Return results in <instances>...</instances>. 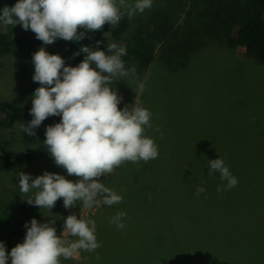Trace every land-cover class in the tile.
Instances as JSON below:
<instances>
[{"label": "rangeland", "instance_id": "obj_1", "mask_svg": "<svg viewBox=\"0 0 264 264\" xmlns=\"http://www.w3.org/2000/svg\"><path fill=\"white\" fill-rule=\"evenodd\" d=\"M126 3L134 5L135 0ZM180 3V0H152L151 8L135 12L118 39L111 40L106 33L98 48L107 52L108 43L122 46L123 40H135L145 27L161 39L164 38L161 31L166 27L179 29L178 35L187 28L190 35L192 20L185 16L190 2L186 0L184 7ZM197 37L200 44L187 60L175 65L179 66L176 70L163 66L159 58L160 41L154 40L153 61L146 70L126 48L127 54L121 59L128 75L113 77L110 87L122 97L119 108L125 105L131 108L138 100L150 110L152 127H146L145 134L155 140L159 155L148 162L126 161L118 173L128 177L136 173V184L144 183L154 192L149 194L154 197L151 206L165 203L173 221L183 222L187 230L198 226L202 247L210 244V249L201 255L204 264H264V62L250 57L243 47H228L221 36L205 38L197 34ZM40 47L61 55L66 65L79 64L70 59L66 50L53 44L30 47L24 57L17 53L0 55L1 101L17 105L32 102V55ZM59 121L41 126L37 143L44 144L46 127ZM27 148L14 127L0 130V156L15 159ZM218 156L238 180L235 187L220 192L218 185L227 182L220 179L219 172L208 175V161ZM143 164L147 165L146 170ZM20 171L32 177L49 171L69 180L79 179L57 166L47 148L46 156L31 165L0 171V205L14 204L16 193L34 199L38 189L29 193L20 191L17 176ZM112 174H106L107 178L109 175L113 178ZM106 176L102 175L100 182ZM198 187L205 191L197 195ZM157 192L161 194L157 196ZM101 199L91 207L78 201L66 209L61 198L51 210L40 208L32 218L40 223L55 219L57 234L76 240L78 237L63 232L64 219L76 214L78 218L95 221L90 215L100 209ZM166 212L164 216L168 219ZM25 236L26 233L18 243ZM189 243L185 248L191 250ZM60 264L85 263L78 251L69 259L61 257Z\"/></svg>", "mask_w": 264, "mask_h": 264}, {"label": "clouds", "instance_id": "obj_2", "mask_svg": "<svg viewBox=\"0 0 264 264\" xmlns=\"http://www.w3.org/2000/svg\"><path fill=\"white\" fill-rule=\"evenodd\" d=\"M17 0L5 6L0 14V22L5 25L20 24L24 30H31L44 45L57 39L80 41L86 32L103 29L105 24L116 26L125 10L129 18L136 11L143 13L151 8L152 0H135L134 5L126 0ZM84 31H78V29ZM100 44V41H97ZM86 53L76 66L66 65L59 54L49 53L40 47L32 55L34 82L39 83L32 95L28 125H20L23 132L35 136V129L49 116H60L58 123L45 129L44 144L57 166L66 169L67 179L56 172L45 171L32 177L20 171L19 188L23 193L38 189L34 199L26 200L29 205L51 210L58 199H63L66 209L79 201L84 207H91L102 198L107 206L123 200L114 190L100 182L102 175L113 173L126 161L148 162L158 158V145L145 134L151 128L152 113L135 100L131 108H119L122 97L110 87L113 77L124 78L128 70L122 56L126 48L116 43L107 44V52L84 45L74 55ZM142 87V86H141ZM159 131V129H157ZM208 175L219 172L226 185H218L217 191L235 187L238 180L219 156L208 161ZM203 187L196 194L204 192ZM126 216L123 211L110 219L118 228ZM55 219L40 223L32 218L30 226L26 222V236L8 253L0 241V264H60V258L69 259L79 250L94 251L101 247L98 243L94 220L70 214L64 219L63 232L76 240L62 238L54 227Z\"/></svg>", "mask_w": 264, "mask_h": 264}, {"label": "trees", "instance_id": "obj_3", "mask_svg": "<svg viewBox=\"0 0 264 264\" xmlns=\"http://www.w3.org/2000/svg\"><path fill=\"white\" fill-rule=\"evenodd\" d=\"M185 1L180 0L182 7ZM188 1L190 3L189 8L185 10V16L187 18L190 16L192 20L191 36L188 30H185L187 28L182 29L178 35L179 29L169 30V27H166L161 31V36L164 37L161 39L156 32L145 27L144 32L137 33L135 40H123L122 46L135 54L143 70L148 69L153 61L154 40L161 42L159 58L163 66L168 70H176L179 66L175 68V65L187 60L200 44L197 34L199 37L203 34L205 38L221 36L228 47H243L250 57L264 62V0ZM16 2L17 0H0V14L5 6L11 7ZM193 13L195 14L192 16ZM130 20L131 18L124 12L116 26L105 24L101 30L86 32L80 41L57 39L52 44L66 50L73 62L80 63L86 53L80 52L79 55L74 53L84 45L95 49L99 46L97 41L101 43L106 33L109 39H118L127 29ZM197 22L200 25L198 24L196 28ZM81 31L84 29L81 28ZM140 35L142 36L138 38ZM42 44L30 29L26 31L20 24L13 26L0 22V55L17 53L24 57L28 48ZM39 86L38 82L31 80L30 87L33 92ZM31 107L32 102L17 105L0 100V130L14 127L18 138L29 146L15 159L0 156V171L31 165L47 154L46 145L37 143L38 129L49 122L59 121L61 117L49 116L35 129L36 135L29 136L21 130L20 125L27 126L32 119ZM144 168L146 170L147 165ZM119 169L120 166L114 169V174L111 173L113 178L110 175L109 178L106 176L103 184L121 195L123 200L112 206L104 205L101 201L100 209L90 215L97 223L95 234L99 236L97 241L101 245L98 249L100 257L96 256L97 249L94 251L81 249L79 250L81 260L85 264H204L201 255L210 249V244L202 247L198 237L200 233L197 231L198 226H192L187 230L183 222L179 224L178 220L173 221L171 211L166 212L165 203L158 207L151 206L150 203L154 201V197L149 195L154 193L151 187L144 183L136 184V173L131 174L132 178L127 180L130 177L120 175ZM156 194L159 196L161 192ZM28 199L30 198L16 193L14 204L0 205V241L4 242L8 253L25 235L27 231L25 223H28L39 210L37 206L29 205L26 201ZM120 211L126 213L120 220V223L124 224L123 228L109 222ZM165 212L168 219L164 216ZM188 241L191 250L185 248ZM103 244H106V247ZM204 248L206 249L202 250ZM7 264H11L10 258Z\"/></svg>", "mask_w": 264, "mask_h": 264}]
</instances>
